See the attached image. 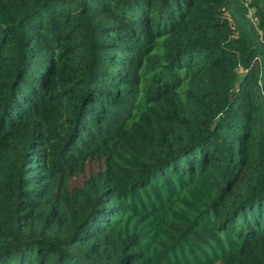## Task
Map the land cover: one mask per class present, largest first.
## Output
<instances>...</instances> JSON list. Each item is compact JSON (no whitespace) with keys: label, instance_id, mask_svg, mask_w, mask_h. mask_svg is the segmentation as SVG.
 I'll return each mask as SVG.
<instances>
[{"label":"trees","instance_id":"obj_1","mask_svg":"<svg viewBox=\"0 0 264 264\" xmlns=\"http://www.w3.org/2000/svg\"><path fill=\"white\" fill-rule=\"evenodd\" d=\"M263 92L264 0H0V264H264Z\"/></svg>","mask_w":264,"mask_h":264},{"label":"rangeland","instance_id":"obj_2","mask_svg":"<svg viewBox=\"0 0 264 264\" xmlns=\"http://www.w3.org/2000/svg\"><path fill=\"white\" fill-rule=\"evenodd\" d=\"M136 31H137V29H136ZM215 264H220L219 262H217V263H215Z\"/></svg>","mask_w":264,"mask_h":264},{"label":"built area","instance_id":"obj_3","mask_svg":"<svg viewBox=\"0 0 264 264\" xmlns=\"http://www.w3.org/2000/svg\"><path fill=\"white\" fill-rule=\"evenodd\" d=\"M259 84L261 85V83L259 82ZM263 95H264V92H263Z\"/></svg>","mask_w":264,"mask_h":264},{"label":"water","instance_id":"obj_4","mask_svg":"<svg viewBox=\"0 0 264 264\" xmlns=\"http://www.w3.org/2000/svg\"><path fill=\"white\" fill-rule=\"evenodd\" d=\"M225 14H227V13H225Z\"/></svg>","mask_w":264,"mask_h":264}]
</instances>
